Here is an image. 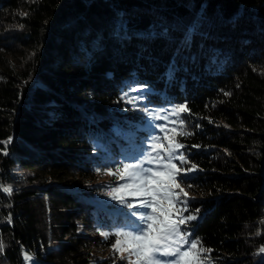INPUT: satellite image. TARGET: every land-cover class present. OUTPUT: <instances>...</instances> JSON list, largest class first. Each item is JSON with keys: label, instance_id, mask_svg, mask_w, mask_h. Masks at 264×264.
Returning a JSON list of instances; mask_svg holds the SVG:
<instances>
[{"label": "trees", "instance_id": "trees-1", "mask_svg": "<svg viewBox=\"0 0 264 264\" xmlns=\"http://www.w3.org/2000/svg\"><path fill=\"white\" fill-rule=\"evenodd\" d=\"M166 109L182 230L206 264H264V0H0V264H126L112 173Z\"/></svg>", "mask_w": 264, "mask_h": 264}, {"label": "snow or ice", "instance_id": "snow-or-ice-1", "mask_svg": "<svg viewBox=\"0 0 264 264\" xmlns=\"http://www.w3.org/2000/svg\"><path fill=\"white\" fill-rule=\"evenodd\" d=\"M146 87V86H142ZM127 95V94H125ZM186 111V105H178L173 111ZM182 123V121H181ZM184 134V133H181ZM183 146L180 144H171L166 148L163 144L153 143L152 148L162 149L163 152L156 151L155 158L152 153H149L143 160L139 156L131 157L134 163L122 164V179L127 178L134 183L132 195L142 196L144 199L139 201V207L135 208L131 215H139V220L136 221L137 227L131 231H117L113 233L116 237L123 236V243L128 245L127 249L131 254L136 256L134 264H202L199 259V253L205 251L203 248L197 250L198 240L191 238L190 231L182 230L181 226H187L191 221H195L199 216V209L190 213L186 217L182 215L184 211H188L190 199L187 194L180 197V193L184 192L177 179H183L186 172L183 174L177 168L175 160H184L182 154L177 156L175 153ZM166 154V155H165ZM163 157L167 163H162L159 159ZM156 163V168H145L144 164ZM196 165H192L187 171L195 170ZM99 171V169H97ZM113 175H121V169L118 168ZM110 186V185H109ZM128 187V185H122ZM180 188V192L174 189ZM4 191L10 192V188H5ZM120 189H113V192H119ZM112 193H110L111 195ZM115 198V197H114ZM176 204L182 205V209H177L175 212L176 218L170 211ZM129 208H133V204H128ZM151 213H148V209ZM105 235V233H101ZM122 241L117 239L113 245L114 250H121L119 246ZM185 245L187 247L185 248ZM264 251V248L261 249ZM170 257L171 259L164 260L162 258ZM26 259L31 260V257L26 256Z\"/></svg>", "mask_w": 264, "mask_h": 264}, {"label": "rangeland", "instance_id": "rangeland-1", "mask_svg": "<svg viewBox=\"0 0 264 264\" xmlns=\"http://www.w3.org/2000/svg\"><path fill=\"white\" fill-rule=\"evenodd\" d=\"M157 111H162V110L158 109ZM169 113L170 112H168L167 109L164 110V114L161 113V112H155L153 118L150 119L153 123H155L157 128H160L162 136L164 137L163 145L166 148L168 147V144L170 143L169 142V138H170L169 137V132L171 131V121L173 119V117L170 116ZM159 120H161V121H159ZM153 143L159 145V144H162V142H160L159 140H157V139H155L153 137H150V139H148V141H147L146 152L147 153H149V152L152 153L153 157L155 158L156 151H160L161 152V149L157 148V149L154 150L152 148ZM146 156L147 155H145V157ZM157 159H159L162 163H165L163 157H160V158H157ZM150 165L151 164H146V163L144 164L145 168H149ZM122 174L123 173H122V168H121V175H118V178H120V181L118 183L114 184L113 186H111V188L109 190L110 191L109 195H110V193H112L110 196L115 197V198L116 197L119 198L117 202H119L120 204L128 205L129 203H131V204H134V203L137 204L138 203V205H139V201L141 199H144V197L132 195V188L135 185H134V183L131 180H128L127 178L122 179L121 178ZM105 178L108 181V183H110L112 181V177H109V175H107V177H105ZM105 178H104V180H105ZM122 185H128V187H122ZM113 189H120V191L119 192H113ZM125 197H134V198H138V199H134L132 201H127V199H125ZM131 210H134V209H131ZM170 211L173 214V218H176V216L174 214V210L171 209ZM148 213L149 214L151 213V209L150 208L148 209ZM138 220H139V215H137L135 217L134 222H130L129 223V225H130L129 227H127L126 229H121L119 231H121V232H123V231H131L133 228L138 226V224L136 223V221H138ZM117 239H120L122 241L121 245L119 246V248L121 250H116L118 255L121 256L125 260L126 264H134V262L136 261V256L134 254H131L130 251L124 250V249L128 248V245L126 243H123L125 238L123 236L117 237L114 240L113 245L115 244ZM186 247H187V245H185V248ZM196 251H198V249ZM26 256H28V255L24 256L25 264H33V263H29V262H32L33 260L32 259L31 260L26 259ZM162 259L167 260V259H171V258L170 257H165V258H162ZM199 259L202 262V264H206L204 258L201 257L200 255H199Z\"/></svg>", "mask_w": 264, "mask_h": 264}]
</instances>
